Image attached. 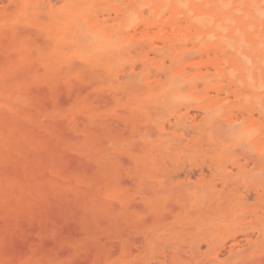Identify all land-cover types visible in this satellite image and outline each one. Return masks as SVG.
Masks as SVG:
<instances>
[{
  "label": "rangeland",
  "instance_id": "obj_1",
  "mask_svg": "<svg viewBox=\"0 0 264 264\" xmlns=\"http://www.w3.org/2000/svg\"><path fill=\"white\" fill-rule=\"evenodd\" d=\"M14 1L0 0V264H264V0Z\"/></svg>",
  "mask_w": 264,
  "mask_h": 264
},
{
  "label": "bare ground",
  "instance_id": "obj_2",
  "mask_svg": "<svg viewBox=\"0 0 264 264\" xmlns=\"http://www.w3.org/2000/svg\"><path fill=\"white\" fill-rule=\"evenodd\" d=\"M12 1H14V0H12ZM33 1H35V0H33ZM45 1H46V0H45ZM59 1H60V0H59ZM63 1H65V0H63ZM122 1H123V0H122ZM162 1H163V0H162ZM14 2H15V1H14ZM17 2H18V1H17ZM31 2H32V0H31ZM65 2H67V1H65ZM72 2H73V1H72ZM79 2H81V1H77V0H76V2H74V5L71 4L70 2H69V4H70L71 6H74V7H75ZM10 3H11V1H10ZM29 3H30V2H29V0H28V4H29ZM33 3H34V2H33ZM57 3H58V2H57ZM57 3H56V4H57ZM67 3H68V2H67ZM67 3H66V5H67ZM91 3H92V2H91ZM121 3H122V2H121ZM158 3H159V2H158ZM158 3H157V4H158ZM161 3H162V2H161ZM161 3H159V4H161ZM183 3H184V2H183ZM220 3H221V2H220ZM12 4H14V3H12ZM56 4H55V6H56ZM69 4H68V5H69ZM83 4H84V2L81 3L82 7H84ZM155 4H156V3H155ZM159 4H158V5H159ZM46 5H47V3H46ZM68 5H67V6H68ZM70 5H69V6H70ZM86 5H88V4H86ZM91 5H92V4H91ZM150 5H151V4H150ZM182 5H183V4H182ZM31 6H32V5H31ZM31 6H29L31 9H32V7L36 8L35 6H32V7H31ZM47 6H48V5H47ZM64 6H65V5H64ZM67 6H65V7H63V8H67ZM88 6H90V5H88ZM148 6H149V5H148ZM161 6H162V4H161ZM124 7H125V6H124ZM146 7H147V6H146ZM175 7H176V6H175ZM208 7H209V6H208ZM30 8H29V9H30ZM34 8H33V9H34ZM69 8H70V7H69ZM117 8H118V7H117ZM165 8H167V7H165ZM165 8H163V10H164ZM185 8H186V6H185ZM79 9H80V12L82 13L81 10H83V9H81L80 7H79ZM101 9H102V7H101ZM161 9H162V8H161ZM172 9H173V10H172ZM172 9H171V11H173V13H174L175 8H172ZM181 9H182V8H181ZM191 9H192V8H191ZM195 9L198 10V9H200V8H195ZM195 9H194V10H195ZM262 9L264 10V8H262ZM24 10H26V9H24ZM45 10H46V9H45ZM47 10H49V9L47 8ZM99 10H100V9H99ZM128 10H130V9H128ZM165 10H166V9H165ZM165 10H164V11H165ZM178 10H180V9H178ZM197 10H195V11H197ZM28 11H29V10H28ZM28 11H27V13H28ZM52 11H53V10H52ZM70 11H71V9H70ZM95 11H96V10H95ZM200 11H201V10H199V12H200ZM73 12H74V11H73ZM119 12H120V11H119ZM119 12H118V13H119ZM133 12H134V11H133ZM136 12H139V10H137ZM147 12H148V11H147ZM180 12H181V10H180ZM47 13H48V12H47ZM75 13L77 14V12H75ZM75 13H70V15L75 14ZM110 13H111V11H110ZM110 13H108V14H110ZM131 13H132V12H131ZM134 13H135V12H134ZM153 13H154V11H153ZM175 13H176V12H175ZM177 13H178V12H177ZM78 14H80V13H78ZM78 14H77V15H78ZM129 14H130V13H129ZM129 14H128V16H129ZM189 14H190V12H189ZM81 15H82V14H81ZM125 15H127V14L125 13ZM130 15H131V14H130ZM143 15H144V14H143ZM169 15H170V14H169ZM190 15H191V14H190ZM54 16H55V15H54ZM61 16H63V15H60V16H59L60 19H61ZM64 16H65V15H64ZM68 16H69V14H68ZM73 16H75V18H76V17H78L79 15H78V16L73 15ZM87 16H88V15H87ZM112 16H114V15L112 14ZM158 16H159V15H158ZM158 16H157V17H158ZM46 17H48V16L46 15ZM79 17H80V16H79ZM106 17H107V16H106ZM141 17H143V16L141 15ZM165 17H166V16H165ZM165 17H164V18H165ZM69 18H71V17L69 16ZM73 18H74V17H73ZM126 18H127V17H126ZM161 18H162V17H160V19H161ZM205 18H206V17H205ZM209 18H210V17H208L207 20L210 21ZM76 19H80V18H76ZM89 19H90V18H89ZM92 19H93V18H92ZM104 19H105V18H104ZM104 19H103V20H104ZM115 19H117V18H115ZM142 19H143V18H142ZM144 19H145V18H144ZM144 19H143V20H144ZM154 19H155V18H154ZM154 19H153V23H150L151 25H154V22H155ZM90 20H91V19H90ZM130 20H131V19H130ZM145 20H146V19H145ZM155 20H156V22H157V19H155ZM195 20H196V19H195ZM199 20H200V18H199ZM58 21H59V20H58ZM61 21H62V20H61ZM87 21H88V20H87ZM132 21H133V24L136 22V20L134 21L133 18H132L131 22H132ZM150 21L152 22V20H150ZM166 21H167V20H166ZM171 21H172V20H171ZM50 22H51V21H50ZM52 22H53V21H52ZM54 22H55V21H54ZM120 22H121V21H120ZM131 22H130V23H131ZM144 22H145V21H144ZM144 22H143V24H144ZM159 22H160V24H162V26H163V23H165V22H162V23H161V21H159ZM182 22H184V21H182ZM73 23H74V21H73ZM82 23H83V22H82ZM86 23H87V22L84 20V24H81V23H79V24H81V26L84 25L83 27L86 29V28H87ZM95 23H96V22H95ZM137 23H138V21H137ZM145 23H147V22H145ZM157 23H158V22H157ZM179 23H180V22H179ZM211 23H212V22H211ZM211 23H210V24H211ZM92 24H93V23H92ZM139 24H140V22H139ZM148 24H149V23H148ZM155 24H156V23H155ZM160 24H159V26L161 27ZM172 24H173V23H172ZM174 24H175V22H174ZM176 24H177V23H176ZM176 24H175L174 26H176ZM66 25H71V26H72V25H74V24H70V23L67 22ZM145 25H146V24H144V26H145ZM168 25H169V24L167 23V27H168ZM94 26H95V25H94ZM120 26H121V25H120ZM131 26L133 27L134 25H131ZM131 26H130V27H131ZM148 26H149V25H148ZM148 26H147V27H148ZM155 26H158V24H156ZM159 26L156 27V28H157V29L160 28ZM169 26H170V25H169ZM178 26H179V25H178ZM180 26H181V25H180ZM184 26H185V25L183 24L182 28H183ZM188 26H189V25H188ZM194 26H195V25H194ZM261 26H262V25H261ZM130 27H129V28H130ZM138 27H140V25H139ZM147 27H145L146 31H147ZM151 27H154V26H151ZM189 27H190V26H189ZM66 28H67V27H65L64 29H66ZM69 28H71V27H69ZM69 28H68V29H69ZM73 28H74V30H75V26H73ZM80 28H81V27H80ZM84 28H82L83 33H84ZM143 28H144V27H143ZM165 28H166V27H165ZM179 28H180V27H179ZM190 28H191V27H190ZM220 28H221V27H220ZM64 29H63V30H64ZM130 29H131V28H130ZM152 29H153V28H152ZM152 29L150 28V30H152ZM167 29H168V28H167ZM173 29H174V28H173ZM184 29H185V27H184ZM184 29H183V30H184ZM76 30H78V28H77ZM82 30H81V31H82ZM119 30H120V29H119ZM132 30H133V29H132ZM135 30L137 31V29H135ZM140 30H143V29L140 28ZM140 30H139L138 32H140ZM170 30H171V26H170ZM179 30H180V29H179ZM252 30H253V29H252ZM64 31H65V30H64ZM68 31H69V30H68ZM121 31H124V30H121ZM153 31H155V30L153 29ZM177 31H178V30H177ZM191 31H192V30H191ZM198 31H200V30H198ZM198 31H197L196 33H198ZM70 32H71V31H70ZM70 32H68V33H70ZM77 32H78V31H77ZM132 32H133V31H132ZM132 32H131V33H132ZM138 32H137V33H138ZM149 32H150V31H149V28H148V32H146V33H149ZM162 32H164V31H161V33H162ZM167 32H168V31H167ZM170 32H171V31H170ZM182 32H183V31H182ZM188 32H189V31H188ZM39 33H40V32H39ZM68 33H67V34H68ZM80 33H81V32H80ZM80 33H79V34H80ZM83 33H82V34H83ZM91 33H92V32H91ZM115 33H117V32H115ZM118 33H120V31H119ZM127 33H128V32H127ZM134 33H136V32L134 31ZM134 33H133V34H134ZM137 33H136V34H137ZM144 33H145V32H144ZM144 33H143V35L146 34V33H145V34H144ZM150 33H151V32H150ZM150 33H149V34H150ZM158 33H160V31H159ZM171 33H172V32H171ZM174 33H175V32H174ZM189 33H190V32H189ZM189 33H188V34H189ZM246 33H247V32H246ZM260 33H261V32H260ZM75 34H76V32H75ZM87 34H88V33H87ZM149 34H146V35H149ZM155 34H157V33H155ZM162 34H163V33H162ZM167 34H168V33H166V35H167ZM169 34H170V33H169ZM183 34H186V33H183ZM194 34H195V33H193V35H194ZM40 35H41V34H40ZM70 35H72V34H70ZM77 35H78V34H76V37H75V38L77 39V41H79L78 38H81V37H79V36H77ZM80 35H81V34H80ZM100 35H101V34H100ZM124 35H126V34H124ZM138 35H140V34H138ZM141 35H142V34H141ZM151 35H153V33H152ZM172 35H173V34H172ZM174 35H175V34H174ZM193 35H190V36H193ZM197 35H198V34H197ZM248 35H249V34H248ZM248 35H247V36H248ZM253 35H254V34H253ZM261 35H262V34H261ZM41 36L43 37V36H45V35L42 34ZM64 36H65V32H64ZM101 36H102V35H101ZM167 36H168V35H167ZM167 36H166V37H167ZM175 36H176V35H175ZM182 36H183V35H182ZM190 36H189V38H190ZM250 36H251V35H250ZM86 37L91 38L92 35H91V37L86 35ZM93 37H94V36H93ZM114 37H116V39H112V38H113V37H112V38H111L112 40L110 39L109 41H110V42H113L114 40H116V41H118L119 39L122 40V38H124L125 36H119V37H118V36H116V34H114ZM143 37L145 38V36H143ZM154 37H155V36H154ZM248 37H249V36H248ZM253 37H254V36H253ZM43 38H44V37H43ZM98 38H99V37H97V40H98ZM147 38H148V36H147ZM149 38H150V37H149ZM149 38H148V39H149ZM167 38H168V37H167ZM187 38H188V37H187ZM214 38H215V37H214ZM259 38H260V37H259ZM68 39H69V41H71L70 38H68ZM91 39H92V38H91ZM94 39H95V38H94ZM100 39H101V38H100ZM103 39H104V38H103ZM133 39H135V38H133ZM137 39L139 40L138 37H137ZM140 39H141V37H140ZM152 39L154 40V38H152ZM172 39H173V38H172ZM179 39H180V37H179ZM225 39H226V38H225ZM46 40H48V39H46ZM63 40H64V39H63ZM161 40H162V39H161ZM189 40H190V39H189ZM198 40H199V39H198ZM50 41H52L51 38H50ZM50 41L48 40V45L52 46L54 43L51 44L52 42H50ZM61 41H62V40H61ZM74 41H76V40H74ZM103 41H104V40H103ZM103 41H101V42L104 44ZM106 41H107V40H106ZM135 41H136V40H135ZM147 41H148V40H147ZM149 41H150V43H151V40H149ZM149 41H148V43H149ZM181 41H183V43H185V41L187 42V40H185V39H183V40L181 39ZM225 41H226V40H225ZM44 42H45V41H44ZM49 42H50V43H49ZM62 42H63V41H62ZM62 42H61V43H62ZM64 42H65V41H64ZM64 42H63V44H66L67 46H70V44H71V43H69L68 41H67V43H64ZM80 42H81V41H80ZM82 42H83V41H82ZM99 42H100V41H99ZM101 42H100V44H101ZM138 42H139V41H138ZM153 42L155 43L156 41H153ZM173 42H174V41H173ZM254 42H255V41H254ZM108 43H109V42H108ZM128 43H129V41H127L126 44H128ZM148 43H147V45H145L144 47H147L148 45H150V43H149V44H148ZM188 43H189V42H188ZM255 43H256V42H255ZM255 43H253V44H255ZM77 44L80 45L81 43H80V44L77 43ZM82 44H83V46H84V42H83ZM97 44H98V43H97ZM97 44H94V47H93V46H92V47H93L94 49H95V47H99V46H98L99 44H98V45H97ZM116 44H117V46H120L118 42H116ZM120 44H121V43H120ZM123 44H124V42H123L121 45H123ZM156 44H157V42H156ZM159 44H160V43H159ZM169 44L171 45L172 43L169 42ZM173 44H177V42H175V43H173ZM179 44H182V42L179 43ZM189 44H191V43H189ZM95 45H96V46H95ZM135 45H136V44H135ZM201 45L203 46L202 43H201ZM50 46H49V47H50ZM86 46H87V44H86ZM117 46H116V47H117ZM174 46H175V45H174ZM63 47H64V46H63ZM77 47H78V46H77ZM80 47H81V46H80ZM108 47H109V45H108ZM122 47H123V46H122ZM125 47H126V48H128V47L131 48V46H128V47H127V45H126ZM148 47H149V46H148ZM148 47H147V48H148ZM260 47H262V45L259 46V48H260ZM58 48H59V47H58ZM104 48H105V47H104ZM106 48H107V47H106ZM112 48L115 49L114 47H112ZM160 48H161V47H160ZM203 48H204V47H203ZM206 48H207V47H206ZM206 48H205V49H206ZM210 48H211V47H210ZM248 48H249V47H248ZM76 49H77V52H78V48H76ZM107 49H108V48H107ZM107 49H106V50H107ZM116 49H117V48H116ZM118 49H119V50H122V49H124V48L121 49V48L118 47ZM157 49H159V48H157ZM168 49H169V48H168ZM67 50H69V49H67ZM92 50H93V49H91V51H90L91 54H92V52L94 51V50H93V51H92ZM108 50H109V49H108ZM124 50H125V49H124ZM154 50L156 51V49H154ZM154 50H153V51H154ZM203 50H204V49H203ZM210 50H211V49H209V51H210ZM217 50H220V49H217ZM40 51H41V50H40ZM70 51H71V49H70ZM95 51H96V50H95ZM102 51H103V50H102ZM104 51H105V50H104ZM114 51H116V50H114ZM146 51H147V49H146ZM151 51H152V50H151ZM165 51H167V50H165ZM206 51H208V50H206ZM209 51H208V52H209ZM214 51H216V49H215ZM221 51H222V50H220L219 52H221ZM42 52H43V51H42ZM125 52H126V50H125ZM216 52H217V51H216ZM222 52H223V51H222ZM101 53H102V52H101ZM123 53H124V51H123ZM133 53L135 54V52H133ZM136 53H137V52H136ZM154 53L156 54V52H154ZM184 53H185V52H184ZM189 53H191V52H189ZM194 53L196 54L197 52L195 51ZM118 54H120V53L118 52ZM127 54H128V53H127ZM148 54H149V52H148ZM169 54H170V52H169ZM179 54H182V53H179ZM211 54H212V53H211ZM82 55H83V54H82ZM137 55H138V54H137ZM162 55H165V54L163 53ZM186 55H187V53H186ZM202 55H205V54H202ZM122 56H124V55H122ZM128 56H129V55H127V57H128ZM138 56H139V55H138ZM151 56H152V55H151ZM155 56H158V55H154V57H155ZM242 56H243V55H242ZM125 57H126V55H125ZM167 57H169V56H167ZM225 57H226V56H225ZM88 58H89V57H88ZM90 58H91V56H90ZM118 58H119V57H118ZM128 58H129V57H128ZM152 58H153V56H152ZM156 58H157V57H155V59H156ZM186 58H187V57H186ZM215 58H216V56H215ZM242 58H243V57H242ZM244 58H245V57H244ZM251 58H253V57H251ZM124 59H125V58H124ZM155 59H153V61H154ZM162 59H163V58H162ZM169 59H170V58H169ZM198 59H199V58H198ZM206 59H207V58H206ZM206 59H205V60H206ZM16 60H17V59H16ZM90 60H91V59H90ZM115 60H116V58H115ZM119 60H122V59L119 58ZM182 60H183V59H182ZM188 60H189V59H188ZM195 60H196V59H195ZM205 60H204V61H205ZM207 60H208V59H207ZM209 60H210V59H209ZM216 60H217V59H216ZM216 60H214V61H216ZM137 61L140 62V60H137ZM178 61H179V60H178ZM92 62H93V61H92ZM107 62H108V61H107ZM180 62H181V61H180ZM208 62H209V61H208ZM219 62H220V61H219ZM205 63H206V62H205ZM211 63H212V62H211ZM169 64H170V63H169ZM214 64H215V63H214ZM214 64H213V65H214ZM219 64H220V63H219ZM115 65H116V64H115ZM166 65H167V64H166ZM166 65H165V66H166ZM192 65H193V64H192ZM216 65H217V63H216ZM113 66H114V65H113ZM116 66H117V65H116ZM143 66H144V65H143ZM143 66H142V67H143ZM146 66H148V65H146ZM214 66H215V65H214ZM217 66H218V65H217ZM101 67H103V66H101ZM169 67H170V66H169ZM104 68H105V66H104ZM104 68H103V69H104ZM106 68H107V65H106ZM106 68H105V69H106ZM118 68H119V67H118ZM135 68L137 69V67H135ZM167 68H168V67H167ZM192 68H193V67H192ZM212 68H214V67L212 66ZM41 69H42V68H41ZM126 69H127V68H126ZM147 69H148V68H147ZM149 69H150V68H149ZM170 69H171V68H170ZM205 69H206V67H205ZM156 70H157V69H156ZM163 70H164V68H163ZM188 70H189V68H188ZM192 70H193V69H192ZM202 70H203V69H202ZM247 70H248V69H247ZM250 70H251V69H250ZM250 70H249V71H250ZM115 71H117V70H115ZM115 71H114V72H115ZM161 71H162V70H161ZM212 71H213V70H212ZM224 71H225V70H224ZM249 71H248V72H249ZM105 72H106V71H105ZM114 72H113V73H114ZM124 72H125V71H124ZM151 72H152V70H151ZM153 72H154V73H153ZM153 72H152V75H153V74L155 75L156 72H155L154 70H153ZM169 72L171 73L170 70H169ZM169 72H168V74H169V77H170L171 74H170ZM189 72H191V70H189ZM248 72H247V73H248ZM111 73H112V72H111ZM121 73H122V71H121ZM133 73H134V72H131V74H132L133 76L130 75V77H132L133 80H134L135 78H137V76L134 77V74H138V75H139L140 72H138V73H134V74H133ZM157 73H159V71H158ZM162 73H164V72H162ZM187 73H188V72H186L185 74H187ZM160 74H161V73H160ZM166 74H167V73H166ZM231 74H232V73H231ZM127 75H129V74H127ZM154 75H153V76H154ZM175 75H178V74H175ZM113 76H114V75H113ZM161 76H163V75H161ZM179 76H180V77L182 76V78L184 77L183 75H179ZM119 77H120V76H119ZM121 77H123V76H121ZM138 77H139V79H140V75H139ZM171 77H172V76H171ZM174 77H178V76H174ZM180 77H179V78H180ZM190 77H192V76H190ZM190 77H189V79H190ZM193 77H194V76H193ZM102 79H103V78H102ZM119 79H120V78H119ZM124 79H125V78H124ZM130 79H131V78H130ZM168 79H169V78H168ZM186 79H187V77H186ZM114 80H116V79H114ZM131 80H132V79H131ZM147 80H148V79H146V81H147ZM139 81H140V80H139ZM139 81H138V82H139ZM141 81H142V80H141ZM146 81H144V83H146ZM150 81H151V80H150ZM166 81H167V80H166ZM166 81H165V82H166ZM209 81H210V80H209ZM211 81H212V80H211ZM129 82H130V81H129ZM135 82H137V81H135ZM165 82H163V84H165ZM118 83H119V82H118ZM118 83L116 82L115 85L118 86V85H117ZM126 83H127V82H126ZM130 83H131V85L133 84L132 82H130ZM155 83H156V81H155ZM167 83H168V82H167ZM178 83H179V82H178ZM140 84H141V83H140ZM140 84H139V85H140ZM163 84H162V85H163ZM196 84H198V83H196ZM217 84H218V83H217ZM119 85H120V83H119ZM122 85H123V84H122ZM190 85H191V84H190ZM120 86H121V85H120ZM125 86H126V85H125ZM171 86H172V85H171ZM186 86H187V83H186ZM188 86H189V85H188ZM191 86H195V84H194V85H191ZM129 87H130V86H129ZM142 87L146 88L143 84H142ZM180 87H182V86H180ZM202 87H203V86H202ZM124 88H125V87H124ZM126 88H127V87H126ZM130 88H132V87H130ZM130 88H129V89H130ZM173 88H174V87H173ZM183 88H184V87H183ZM183 88H182V90H184L186 87H185L184 89H183ZM211 88H213V87H211ZM122 89H123V88H122ZM127 89H128V88H127ZM163 89H164V87H163ZM174 89H176V88H174ZM123 90H124V89H123ZM141 90H142V89H141ZM164 90H165V89H164ZM186 90H187V89H186ZM186 90H185V91H186ZM121 91H122V90H121ZM146 91H147V90H146ZM170 91H171V90H170ZM207 91H209V90H207ZM143 92H144V91H143ZM143 92H141V93L143 94ZM187 92H188V91H187ZM121 93H122V92H121ZM111 94H112V93H111ZM138 94H139V93H138ZM144 94H146V93H144ZM147 94H148V93H147ZM151 94H152V96H154V97L157 96V95H155V94H153V93H149V95H151ZM162 94H163V93H162ZM109 95H110V94H109ZM134 95H136V94H134ZM160 95H161V94H160ZM184 95H185V94H184ZM146 96H147V95L143 96V99H144V97H146ZM139 97H140V96H139ZM149 97H151V96H149ZM170 97H172L171 94H170ZM170 97H168V98L171 99ZM127 98H128V96H127ZM132 98H133V97H132ZM132 98H131V99H132ZM134 98H135V97H134ZM141 98H142V97H141ZM173 98H175V97H173ZM179 98H181V97H179ZM201 98H202V97H201ZM149 99H150V98H149ZM169 99H167V100L165 99L166 102H167V101L170 102ZM135 100H136V99H135ZM173 100H175V99H173ZM173 100H171V101H173ZM193 100H194V99H193ZM201 101H202V100H201ZM174 102H175V101H174ZM113 103H115V102H113ZM113 103H112V104H113ZM170 103H171V102H170ZM156 104H157V102H156ZM156 104H155V105H156ZM165 104H168V103H165ZM171 104H172V103H171ZM173 105H174V104H173ZM205 105H206V104H205ZM205 105H204V106H205ZM195 106H196V105H195ZM209 106H210V105H209ZM217 106H218V105H217ZM150 107H152L151 110H150V111H152V110H153V106L150 105ZM214 107H215V106H214ZM222 107H223V106H222ZM137 108H139V107H137ZM142 108H143V107H142ZM164 108H165V107H164ZM166 108H167V107H166ZM191 108H193V107H191ZM144 109H146V108H144ZM147 109H148V107H147ZM149 109H150V108H149ZM155 109H156V107H155ZM183 117H184V116H183ZM193 117H194V116H193ZM236 118H237V117H236ZM194 120H195V119H194ZM242 122H243V121H241V123H242ZM163 124H164V123H163ZM239 124H240V123H239ZM161 125H162V124H161ZM236 125H237V124H236ZM231 126H232V125H231ZM233 126H234V125H233ZM237 126H238V125H237ZM234 127H235V126H234ZM262 232H263V231H262ZM195 251H196V250H195Z\"/></svg>",
  "mask_w": 264,
  "mask_h": 264
}]
</instances>
